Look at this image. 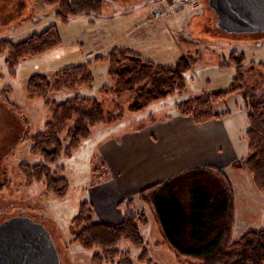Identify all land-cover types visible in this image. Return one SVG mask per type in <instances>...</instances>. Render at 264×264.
I'll list each match as a JSON object with an SVG mask.
<instances>
[{
    "label": "rangeland",
    "instance_id": "rangeland-1",
    "mask_svg": "<svg viewBox=\"0 0 264 264\" xmlns=\"http://www.w3.org/2000/svg\"><path fill=\"white\" fill-rule=\"evenodd\" d=\"M58 11L59 3L53 0H0V40L19 42L51 26H55L61 38L58 46L24 58L13 70L6 62L8 50L0 52V223L21 209H28V213L50 232L61 264H91V252L78 243H71L68 229L81 202L90 201V189L103 175L102 170H95L99 157L103 158L98 152L99 144L110 137L112 126L135 125L151 116L164 117L177 112L176 104L184 99L227 91L235 82L244 85L240 78L235 81L244 70L239 71L236 62L230 60L232 51L243 53L245 69L253 67L257 77L264 74V28L228 31L218 26L217 12L209 0H191L185 4L181 0H101L98 10L90 14L76 11L62 18ZM116 47L129 48L162 65L175 64L182 55L192 56L193 65L185 72L186 89L152 103L146 110L134 113L124 110L122 120L93 127L90 137L57 163L63 169H57L56 175L67 179L65 193L50 189L45 178L44 182L33 181L24 165L33 166L43 159L31 151V136L44 129L50 113L42 99L28 96L30 77L40 73L52 78L61 68L89 64L94 80L92 87L62 89L50 97L63 102L79 94L101 100V89L112 84L107 56ZM215 109L229 112L238 121L240 157L236 156L231 163L234 171L230 174L200 172L198 182L209 186L222 183L224 177L230 183L235 239L247 230L264 228V194L257 190L243 163L241 167L236 165L249 155L250 121L242 93L229 94L215 105ZM106 168L111 175L107 163ZM198 176L197 171H191L181 178L183 181H173L159 191L167 195L174 192L186 204ZM139 193L133 199L150 217L149 224L142 229L143 244L149 256L160 264H183L162 243L161 229L152 216L153 210L141 200ZM98 213L96 209L94 219L106 221ZM124 243L127 246V242ZM189 257L182 261H201L200 257Z\"/></svg>",
    "mask_w": 264,
    "mask_h": 264
},
{
    "label": "trees",
    "instance_id": "trees-1",
    "mask_svg": "<svg viewBox=\"0 0 264 264\" xmlns=\"http://www.w3.org/2000/svg\"><path fill=\"white\" fill-rule=\"evenodd\" d=\"M100 1L53 0L59 3L57 13L62 18L76 11L85 14L97 11ZM60 43L59 32L51 26L19 42L1 39L0 52L8 50L6 62L13 70L24 58L43 54ZM242 54L232 51L229 58L236 62L239 71H245L235 77V81L240 78L244 85L235 82L230 90L184 99L176 104V109L181 115L191 116L196 123H203L228 115L229 112L217 111L215 105L229 94L240 91L250 121L247 131L249 155L236 165L241 167L240 163H243L257 190L264 194V74L257 77L253 67L245 69ZM107 60L112 84L101 89V100L79 94L63 102L53 101L50 97L62 89L92 87L94 80L89 64L61 68L52 78L36 73L27 83L28 96L42 99L50 117L44 129L31 136V151L40 154L43 160L33 166L24 165L26 174H30L33 181L44 182L45 178L48 187L57 193L67 191V179L56 175L57 169H63L57 163L88 139L93 127L122 120L124 110L133 113L146 110L158 100L183 92L187 86L185 72L194 61L192 56L182 55L175 64H155L126 47L112 49ZM105 165L104 158L99 157L95 170H102V177L106 175L98 181L107 177ZM192 171H197L199 176L186 204L174 192L167 195L159 191L177 178L147 187L139 193L141 200L153 210L152 216L161 229L162 243L183 264H264V228L247 230L233 239L234 200L228 180L223 177L222 183L205 186L198 182L200 172L204 171ZM119 207L122 219L106 223L94 219L95 210L90 201L81 202L68 229L72 237L70 242L91 252V264H160L149 256L143 244L142 229L150 222L146 210L139 208L133 198L120 201ZM186 256L189 259V256L200 257L201 261H182Z\"/></svg>",
    "mask_w": 264,
    "mask_h": 264
},
{
    "label": "crops",
    "instance_id": "crops-1",
    "mask_svg": "<svg viewBox=\"0 0 264 264\" xmlns=\"http://www.w3.org/2000/svg\"><path fill=\"white\" fill-rule=\"evenodd\" d=\"M235 120L228 114L196 123L175 112L112 126L98 151L112 173L90 189L94 209L104 222L115 223L122 218L119 202L147 187L174 178L183 181L192 170L230 174L231 163L240 157L241 128Z\"/></svg>",
    "mask_w": 264,
    "mask_h": 264
},
{
    "label": "water",
    "instance_id": "water-1",
    "mask_svg": "<svg viewBox=\"0 0 264 264\" xmlns=\"http://www.w3.org/2000/svg\"><path fill=\"white\" fill-rule=\"evenodd\" d=\"M218 26L228 31L264 28V0H209ZM0 264H61L50 232L28 216L0 223Z\"/></svg>",
    "mask_w": 264,
    "mask_h": 264
},
{
    "label": "flooded vegetation",
    "instance_id": "flooded-vegetation-1",
    "mask_svg": "<svg viewBox=\"0 0 264 264\" xmlns=\"http://www.w3.org/2000/svg\"><path fill=\"white\" fill-rule=\"evenodd\" d=\"M19 211H21V212H17L14 215H10L8 217H5L1 222H3L4 220H6V219H8L10 217H13V216H29V217H32L33 219H35L32 214L28 213V209L23 208V209H21Z\"/></svg>",
    "mask_w": 264,
    "mask_h": 264
},
{
    "label": "built area",
    "instance_id": "built-area-1",
    "mask_svg": "<svg viewBox=\"0 0 264 264\" xmlns=\"http://www.w3.org/2000/svg\"><path fill=\"white\" fill-rule=\"evenodd\" d=\"M190 0H182V2L186 3V2H189Z\"/></svg>",
    "mask_w": 264,
    "mask_h": 264
}]
</instances>
